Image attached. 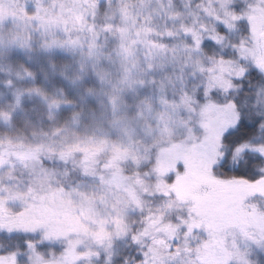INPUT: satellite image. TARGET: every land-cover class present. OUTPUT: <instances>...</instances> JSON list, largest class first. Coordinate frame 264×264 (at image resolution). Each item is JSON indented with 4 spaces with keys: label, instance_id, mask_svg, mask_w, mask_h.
<instances>
[{
    "label": "snow or ice",
    "instance_id": "6c2138e0",
    "mask_svg": "<svg viewBox=\"0 0 264 264\" xmlns=\"http://www.w3.org/2000/svg\"><path fill=\"white\" fill-rule=\"evenodd\" d=\"M0 264H264V0H0Z\"/></svg>",
    "mask_w": 264,
    "mask_h": 264
}]
</instances>
